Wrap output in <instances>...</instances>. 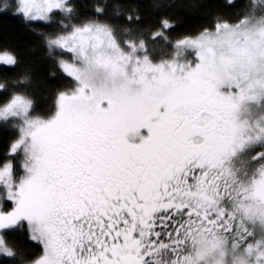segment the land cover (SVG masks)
Returning <instances> with one entry per match:
<instances>
[{
  "label": "snow or ice",
  "instance_id": "1",
  "mask_svg": "<svg viewBox=\"0 0 264 264\" xmlns=\"http://www.w3.org/2000/svg\"><path fill=\"white\" fill-rule=\"evenodd\" d=\"M108 2L0 3L52 29L68 81L41 106L29 75H0V256L24 230L23 264H264V0L175 38Z\"/></svg>",
  "mask_w": 264,
  "mask_h": 264
},
{
  "label": "trees",
  "instance_id": "2",
  "mask_svg": "<svg viewBox=\"0 0 264 264\" xmlns=\"http://www.w3.org/2000/svg\"><path fill=\"white\" fill-rule=\"evenodd\" d=\"M98 0H76L81 16L92 15V9ZM2 3V0H0ZM119 3L124 13L135 8L140 15V26L154 30L160 26L162 18H167L173 25L168 35L175 38L180 34H195L202 28L212 25L215 17L220 15L231 18L240 10L241 5L229 6L227 0H109L108 14L112 16L114 5ZM118 28L126 26L124 16L113 17ZM52 29L40 22L25 23L11 12H0V50L8 49L18 57V64L9 68L0 65V75L19 78L25 74L30 76L28 85L39 105L44 106L50 100L55 89L68 84L60 72L55 60L47 55L41 30ZM150 34L145 33V38ZM55 72L52 76L50 73ZM15 132L8 128H0V154L8 150ZM8 240L18 252L15 261L0 256V264H23L38 254L39 248L28 240L27 233L19 230L9 235Z\"/></svg>",
  "mask_w": 264,
  "mask_h": 264
},
{
  "label": "rangeland",
  "instance_id": "3",
  "mask_svg": "<svg viewBox=\"0 0 264 264\" xmlns=\"http://www.w3.org/2000/svg\"><path fill=\"white\" fill-rule=\"evenodd\" d=\"M15 138V137H14Z\"/></svg>",
  "mask_w": 264,
  "mask_h": 264
}]
</instances>
